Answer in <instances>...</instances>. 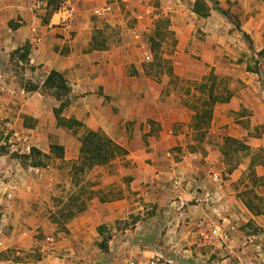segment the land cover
Instances as JSON below:
<instances>
[{
    "label": "crops",
    "instance_id": "0c3cea01",
    "mask_svg": "<svg viewBox=\"0 0 264 264\" xmlns=\"http://www.w3.org/2000/svg\"><path fill=\"white\" fill-rule=\"evenodd\" d=\"M35 1L0 0V70L13 72L0 79V119L12 122L48 158L34 172L0 151V263L149 264L158 256L166 264H264V203L249 208L243 196L253 188L264 197V96L256 91L257 76L237 63L243 54L256 57L264 48V0H207L206 17L194 12L196 0H73L75 17L68 29L55 26L48 9L33 12ZM102 8L108 13L97 15ZM218 9L237 16L239 31ZM161 20L168 21L175 40L169 57L175 77L201 81L213 70L238 85L229 88L227 102L213 107L207 134L221 136L220 146L223 138H232L249 148L230 172L227 157L213 143L204 144V154L169 156V149L199 141L189 131L194 111L167 90L169 77L157 78L141 67L148 54L145 37ZM51 71L69 88L60 100L43 87ZM65 100L61 116L81 123L76 132L57 126L54 110ZM88 131L127 150L131 181L111 190L118 180L112 171L98 176L102 167L96 166L85 173L95 183L92 198L59 232L57 199L66 200L71 190L78 138ZM51 144L63 147L62 158L51 155ZM248 176L258 183L252 187ZM174 178L180 183L176 191L161 185ZM147 182L157 183L145 188ZM174 197L179 202L172 203ZM180 203L183 208L175 213L172 207ZM151 204L155 214L143 216L140 211ZM125 221L131 229L118 232ZM224 234L229 243L219 247ZM105 237L111 259L95 247ZM95 253L100 259L91 258Z\"/></svg>",
    "mask_w": 264,
    "mask_h": 264
},
{
    "label": "rangeland",
    "instance_id": "374dc122",
    "mask_svg": "<svg viewBox=\"0 0 264 264\" xmlns=\"http://www.w3.org/2000/svg\"><path fill=\"white\" fill-rule=\"evenodd\" d=\"M203 1L207 5V2H206L207 0H203ZM227 16H228L227 19L229 21H231L235 30L239 31V23H238L239 21H238L237 16H235L233 14H229V13H227ZM168 26L169 25L164 26L162 23L160 24V28H161L160 31H162V34L160 36L154 34V32L150 33L149 35H146V37H145V41H146L145 49L146 50L145 51L148 52L147 55L150 57V60L148 62L144 61V57L146 55L144 53L142 56L141 67L144 69L145 72H147L149 74L151 73L152 75H154L157 78H160V77L162 78L164 75L169 77V79L167 81V90L168 91H171V90L176 91L177 95L180 96V100L183 103V105L189 111L192 112V111H194L193 110L194 107L199 106V104L204 99L203 93L200 92L201 91L200 86L202 84H206L207 86L210 85L208 78H209L210 74H213V70L210 73H208L205 77H203V79L201 81H191V80H185V79L181 80V79L175 77L173 74V71H172L173 68L171 66V61L169 58L174 51L175 40L173 37V33H170L167 30ZM240 39H241V41H243V43H245V45H247V48H249L251 50L250 39H249V41L246 40V38L243 36V33L241 34ZM237 63H240L242 65L243 70L247 71L250 74L257 76L256 78H258L257 80H258L259 84H254L256 87V91L259 94L262 93L263 94L262 96H264V62L260 59V57H258V53L256 54V57L253 55V53L251 51L249 53H247L246 55L243 54L241 59H238ZM215 78H216V80H215L216 91L215 92L218 94H223V96H224L223 90L229 91V88H231V89L238 88L237 84H232L228 80L225 81L223 79H219L218 76H215ZM193 122H194V114L191 115V122L189 124V131H190V129H192V131L194 133L193 136L198 137L199 143L188 144L184 148V150H182V148H180V147L169 149L168 150L169 156L173 157L174 160H179L181 156H186L188 154H192V155L195 153L204 154L206 152V148H205L206 146L204 144L207 142L220 146L219 143H221V136L214 135V134L210 135V136L207 135L209 133L208 129H209L210 125L208 128H205V126L202 127L199 131V130L193 129V127H192ZM150 123H152V128H154V124H153L154 122H150ZM179 129L181 130L182 127H179L178 130ZM74 132H76V130ZM256 133H257V130H254L253 134H256ZM207 138H209V140H206ZM223 139L225 140V138H223ZM224 140L222 142V145L220 146L222 151H223ZM146 144L148 145V143H146ZM119 147L123 150V152L117 153L116 156L108 164H106L104 166H100L102 168H101L100 173H98V176L99 175L102 176V175H106V174L113 172L114 175L116 177H118V180H115L109 186L111 188V190H117L118 188L121 190V188L123 186H124V188H126L131 181V177L129 176V174H130V171L133 170V167H131L129 165V162L125 159L126 155H128V152H127V150H125V148H123L121 146H119ZM3 151H4V153L6 152L5 148ZM51 155L55 158H59L55 155V153H51ZM79 155H80V153H79ZM246 155H247V153L242 152V151H240L236 154H231L228 158H226L224 160L226 162L225 164L229 165V167H230L236 163H241V162H243V159H244V157H246ZM46 159H48V158L46 157V158L40 159V161L42 162V164L44 166L46 165V161H47ZM78 159H79V156H78ZM77 162H78V160L72 164L71 172H74L73 171V165L77 164ZM30 164H31V160H28L25 165L24 164H22V165L31 166ZM44 166H41V167L38 166L35 168H42ZM89 171L90 170H85L83 173H77L76 175L73 173L72 180L70 181L71 182L70 183L71 190L69 191V193L66 194V196H65L66 200L63 199L64 197H62L61 199H57V201L59 203L57 205L58 209L54 210V212H56V216L58 217V224L59 225L57 226V231H59V232L65 231V227L63 226V222H66V220H67L65 218V215L68 211L75 212L78 209L85 207L86 206V200L88 201L90 198H92V194H93L92 187L95 185V183L93 181V176H90L88 174L86 176H84V174L89 172ZM249 175H250V173H249ZM105 178L106 177H104V181L106 180ZM176 182L179 183L177 178H174L170 182L162 183L161 185H166L168 188L170 185L171 190L176 191V189H179V186H180V185L177 186ZM248 182H249V184H252V187L254 184L258 183L254 179L250 178V176H248ZM156 183L157 182L152 184L151 182H147L146 184H144V183H142V184L145 188H151V187H155ZM148 191H149V189H148ZM62 196H64V195H62ZM243 196L247 200H251L252 203H254V202L264 203V197H259L258 195H256L253 188L248 189L247 191H243ZM140 200H142V198ZM170 200L172 203L173 202L176 203V201L179 202V199L177 197H174L173 199H170ZM64 201H66V202L63 203ZM67 206L69 209H67ZM179 206H180V204L179 205L176 204V205H174V207H172L173 210L175 211V213H178V210L183 208V207H179ZM52 210H53L52 208L51 209L49 208L46 210V214L48 216V219H50V220L53 219V213H51ZM85 210H86V208H85ZM155 211H156V208L153 207V205L151 204L147 208L144 207V209L141 210L140 213H142L143 216H152L155 214ZM79 214H77V215H79ZM124 229H131L130 222H127V221L122 222V224L118 228V232H120L122 230V233H123ZM108 241L109 240H107L105 237V239H103L102 241L95 243V247L100 248L104 252V255L110 254L109 259H111L112 253L109 252L108 244H107ZM48 242L51 243L52 240L48 241ZM218 244H219L218 245L219 247L225 246L221 243V241L218 242ZM97 254L98 253H95V255L90 254L91 258L93 260H96V258L100 259V257ZM38 257H39V255L37 253H35L32 256V258H34V259H37ZM151 262H154L155 264H166L167 263L165 260H163L162 257H158V256H155L148 263L151 264ZM168 262H171V261H168Z\"/></svg>",
    "mask_w": 264,
    "mask_h": 264
},
{
    "label": "trees",
    "instance_id": "16d2710c",
    "mask_svg": "<svg viewBox=\"0 0 264 264\" xmlns=\"http://www.w3.org/2000/svg\"><path fill=\"white\" fill-rule=\"evenodd\" d=\"M46 2V10L47 15L50 16L52 12L57 8L58 6V0H43ZM219 12L224 15L226 18H228L227 13L223 10L218 9ZM209 11V7L204 3L203 0H196L194 5V12L198 15H201L202 17H206ZM164 26L168 25L167 20H161L160 21ZM160 27H157L154 34L160 36L162 34V31H160ZM243 36L246 38V40L249 41V38L247 35L243 33ZM153 39V38H152ZM152 41V40H151ZM25 56H22L21 59H23ZM258 57L264 62V48L258 52ZM209 82L210 85L202 84L200 86V92L203 93L204 99L199 104V106L194 107V122H193V129L199 130L205 126V128H208L212 119V112L213 107L217 103H224L227 102L231 97V92L228 90L224 92L223 94L216 93V84H215V76L213 74H210L209 76ZM43 87L47 90H54V94L57 98V100H60L61 97L66 96L69 93V88L67 86L66 80L63 78V76L57 72L51 71L48 77L46 78ZM27 89H34L27 86ZM68 102L62 101L60 106L54 110V114L57 121V126L63 127L66 129H74L77 130L81 127V123L77 122L74 119H65L63 118L62 112L67 107ZM80 147H79V159L77 164L73 165V173L76 175L77 173H83L85 170H91L92 168L96 166H104L108 164L119 152H123V150L113 143L106 135L100 132H92L88 131L84 133L79 139ZM4 147H0V151L4 152ZM50 151L51 153H55V155L59 158L63 157V148L58 145L51 144L50 145ZM245 152L249 151V148L242 144L240 141L232 139V138H225L224 144H223V154L225 157H229L231 154H236L238 152ZM262 156V155H261ZM46 158L41 152L33 149L31 156L29 157H19L21 164H26L28 160H31V166L32 167H41L44 166L40 159ZM254 163V162H253ZM264 163V160L261 162ZM234 166H231L228 171L230 172ZM251 174H253V171H250ZM251 200L247 201V206L251 207ZM67 209L68 206H67ZM85 211V207H82L78 209L75 212L68 211L65 215V218L67 220L73 218L79 213H82Z\"/></svg>",
    "mask_w": 264,
    "mask_h": 264
},
{
    "label": "built area",
    "instance_id": "2783aa9c",
    "mask_svg": "<svg viewBox=\"0 0 264 264\" xmlns=\"http://www.w3.org/2000/svg\"><path fill=\"white\" fill-rule=\"evenodd\" d=\"M46 7L47 5L45 1L36 0L31 4L30 8L33 12H41L46 10ZM75 11L76 9L73 0H58V6L53 11V15L56 18L54 25L64 29L70 28L75 17ZM107 13H108L107 8H102L101 10H98L96 12L97 15H104ZM149 60L150 57L148 55H145L144 61L148 62ZM12 73H13L12 70L6 67L4 68L3 72H1L0 70V79H2L5 74L12 75ZM0 147H4L8 155H12L17 159L19 157L31 156L33 150L29 137L25 134L19 133L16 130H14L12 122L6 119H0ZM29 169L34 172L38 171L37 168L32 166ZM213 179L215 182L220 181L218 175H213ZM176 185L179 186V183L176 182ZM212 196L213 195L211 194H206L207 198H211ZM4 199L7 201L11 200L12 194L8 192L4 197ZM179 207H183V204L180 203ZM0 234H2L1 229H0ZM47 240L51 241V239H47ZM221 243L223 245L228 244L229 236L224 234L221 237ZM168 263L171 264V262ZM0 264H5V263H0ZM128 264H139V263L130 262ZM151 264H155V263L151 262Z\"/></svg>",
    "mask_w": 264,
    "mask_h": 264
}]
</instances>
